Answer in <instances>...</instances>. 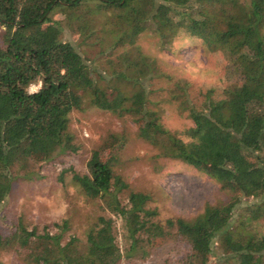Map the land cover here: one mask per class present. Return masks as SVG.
I'll return each instance as SVG.
<instances>
[{
  "label": "trees",
  "instance_id": "1",
  "mask_svg": "<svg viewBox=\"0 0 264 264\" xmlns=\"http://www.w3.org/2000/svg\"><path fill=\"white\" fill-rule=\"evenodd\" d=\"M146 31L164 48L182 34L199 38L226 59V82L208 87L200 102L186 80L168 88L165 100L192 121L181 133L150 98L148 82L171 77L138 44ZM82 44L107 53L98 79ZM87 105L133 120L158 156L207 174L228 200L162 221L151 195L117 172L119 159L94 151L90 173L73 176L105 212L86 238L68 236L67 219L55 232L21 220L0 235V256L13 247L30 264H117L122 248L131 258L173 234L188 244L185 264H264V0H0V202L36 178L42 161L77 150L70 116ZM114 136L124 147L126 136Z\"/></svg>",
  "mask_w": 264,
  "mask_h": 264
},
{
  "label": "rangeland",
  "instance_id": "2",
  "mask_svg": "<svg viewBox=\"0 0 264 264\" xmlns=\"http://www.w3.org/2000/svg\"><path fill=\"white\" fill-rule=\"evenodd\" d=\"M65 37L77 45L82 42V37L75 32L66 30ZM138 44L146 54L156 58L161 70L171 77L149 81L150 88L155 90L150 98L160 101L167 127L181 133L192 121L176 102L165 100L168 88L173 81L186 80L191 84V97L200 102L208 87H219L226 82V59L221 53L210 51L201 39L186 34L164 48L157 36L146 31ZM79 48L88 51L84 55L92 59L90 63L97 79L98 71L106 74L107 53H101L97 45L82 44ZM40 85L33 84L30 91H37ZM70 117V131L75 136L77 150L60 152L42 161L36 178L19 181L0 202L2 237L10 235L21 220L30 228L37 226L40 232L46 225L55 232L58 228L53 224L67 219L71 226L67 235L85 239L86 231L105 212L101 200L87 197L73 176L90 173L89 162L94 151L119 159L117 172L135 190L151 195L149 205L158 209L162 221L171 217L191 218L203 212L207 204L228 200L229 194L207 174L179 159L158 156V150L139 136L137 124L128 117H119L92 105L72 112ZM120 134L127 138L124 147L114 136ZM118 241L122 248L121 235ZM187 249L188 244L172 234L157 240L148 247L147 253L141 250L131 258L122 248V258L117 264H185ZM0 259L6 264H30L25 260V251L13 247L2 250Z\"/></svg>",
  "mask_w": 264,
  "mask_h": 264
}]
</instances>
